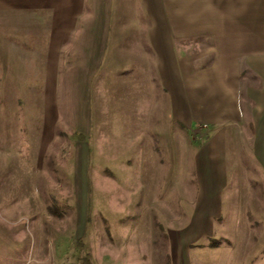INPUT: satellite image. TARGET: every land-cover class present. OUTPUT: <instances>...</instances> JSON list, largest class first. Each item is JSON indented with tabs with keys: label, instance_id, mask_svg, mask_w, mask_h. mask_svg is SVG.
<instances>
[{
	"label": "crops",
	"instance_id": "0c3cea01",
	"mask_svg": "<svg viewBox=\"0 0 264 264\" xmlns=\"http://www.w3.org/2000/svg\"><path fill=\"white\" fill-rule=\"evenodd\" d=\"M249 124L264 166V0H0V199L20 189L8 206L38 228L58 222L39 186L52 162L82 212L94 179L147 211L212 178L201 163L225 178Z\"/></svg>",
	"mask_w": 264,
	"mask_h": 264
},
{
	"label": "rangeland",
	"instance_id": "374dc122",
	"mask_svg": "<svg viewBox=\"0 0 264 264\" xmlns=\"http://www.w3.org/2000/svg\"><path fill=\"white\" fill-rule=\"evenodd\" d=\"M243 84L256 85V78L246 72ZM243 108L247 114L250 103L244 100ZM250 125V132L238 133L241 162L224 165L225 178L217 165L208 169L201 163L212 178L190 175L185 195L168 197V210L163 205L142 210L129 195L103 193L94 179L84 198L88 210L82 212V195L75 193L72 180L57 175L52 162L53 176L43 174L39 186L48 219L57 224L38 228L30 218L17 217L8 204L18 200L21 190L6 189V201L0 199V264H264V166L253 155ZM199 130H190L187 139L203 145L208 134ZM66 142L71 147V139ZM210 151L207 147L202 155ZM189 167L192 172L194 165ZM19 217L26 219L14 223ZM151 220L155 235L147 250L143 234Z\"/></svg>",
	"mask_w": 264,
	"mask_h": 264
},
{
	"label": "trees",
	"instance_id": "16d2710c",
	"mask_svg": "<svg viewBox=\"0 0 264 264\" xmlns=\"http://www.w3.org/2000/svg\"><path fill=\"white\" fill-rule=\"evenodd\" d=\"M48 210H49L50 214L54 215L53 211L49 207H48Z\"/></svg>",
	"mask_w": 264,
	"mask_h": 264
}]
</instances>
